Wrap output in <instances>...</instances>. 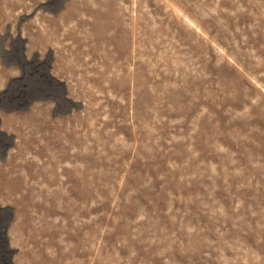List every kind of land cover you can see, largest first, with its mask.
<instances>
[{
  "label": "rangeland",
  "instance_id": "rangeland-1",
  "mask_svg": "<svg viewBox=\"0 0 264 264\" xmlns=\"http://www.w3.org/2000/svg\"><path fill=\"white\" fill-rule=\"evenodd\" d=\"M0 264H264V0H0Z\"/></svg>",
  "mask_w": 264,
  "mask_h": 264
},
{
  "label": "flooded vegetation",
  "instance_id": "flooded-vegetation-1",
  "mask_svg": "<svg viewBox=\"0 0 264 264\" xmlns=\"http://www.w3.org/2000/svg\"><path fill=\"white\" fill-rule=\"evenodd\" d=\"M29 72H31V74H37L38 76H41L43 75V68L40 66H35V65H32L29 69ZM20 86V85H19Z\"/></svg>",
  "mask_w": 264,
  "mask_h": 264
}]
</instances>
